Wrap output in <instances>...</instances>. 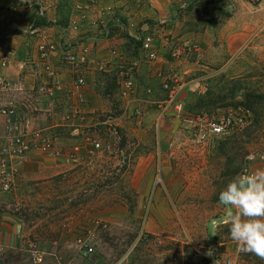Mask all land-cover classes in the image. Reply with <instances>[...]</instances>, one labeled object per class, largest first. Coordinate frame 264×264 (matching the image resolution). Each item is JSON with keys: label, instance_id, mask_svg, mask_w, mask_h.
I'll use <instances>...</instances> for the list:
<instances>
[{"label": "rangeland", "instance_id": "1", "mask_svg": "<svg viewBox=\"0 0 264 264\" xmlns=\"http://www.w3.org/2000/svg\"><path fill=\"white\" fill-rule=\"evenodd\" d=\"M193 5L192 2L189 6ZM212 6L216 7L209 4L202 10L207 20L213 19L215 13L220 14ZM179 10L177 7L173 16L166 14V18L176 20L172 31L164 27L170 22L166 18L160 21L129 15L139 26L140 20L155 25L154 30L152 25L149 29L155 41L153 60L159 58L161 72L164 63L170 69L172 66L171 71L158 74L152 106L144 100L135 103L138 89L134 75L122 69L105 71L103 66L96 69L102 76L103 85L99 88L106 104L92 111L97 118L95 125L83 122V133H73L71 118L62 122L60 127L64 129L58 136L72 138L67 148H59L43 125L28 129L20 120L17 122L19 129L39 130L54 143L48 151H31L64 157L70 162L65 170L51 177L31 180L17 176L15 161L9 190L0 185V224H8L5 220L15 224V240L11 245L21 247L22 255L29 258L28 250L44 256L51 252L60 256L63 264H70L66 257L80 252L82 243H90L93 253L82 255L88 264H209L198 250H206L214 241L226 242L231 238L230 227L225 223L229 209L219 202V193L229 180L240 175L248 156L259 158L264 154V32L258 33L256 42H246L238 53L223 60L204 56L198 60L173 58L169 50L177 43L201 46L193 37L180 40L176 36L175 32L183 27ZM116 21L114 17L109 23L113 30L109 37L116 33L114 29H119L117 32L120 31L131 54L139 51L147 56L134 44L125 26L117 27ZM59 22L66 29V41L77 26ZM97 26L102 30L101 24ZM81 40L87 39L72 43ZM89 42L93 48L96 42L91 39ZM4 44L0 42L1 46ZM1 53L0 74L4 75L7 66L1 65L3 48ZM89 58L85 67L95 65L90 52ZM167 77H174L176 82L172 84L182 87L175 105L160 117V105L166 98L162 80ZM125 78L135 85L130 96L121 94ZM145 87L149 85L144 84ZM13 106L18 114L23 109ZM72 110L73 117L79 111L83 120L88 112L82 110L76 98ZM228 115L238 123L235 125L238 128L221 137L210 135L197 121L199 117L216 120ZM46 116L40 117L46 121ZM5 125L6 120L0 117V134ZM87 133L99 140L98 149L83 142ZM259 162L255 159L251 164L257 168ZM215 220L218 223L213 232L211 223ZM156 235L162 239L161 243L152 240ZM11 249L0 250V261ZM25 261L26 258L22 264ZM234 264H264V260L252 253L239 252Z\"/></svg>", "mask_w": 264, "mask_h": 264}, {"label": "crops", "instance_id": "2", "mask_svg": "<svg viewBox=\"0 0 264 264\" xmlns=\"http://www.w3.org/2000/svg\"><path fill=\"white\" fill-rule=\"evenodd\" d=\"M89 1L0 0V42L5 43L2 46L0 45V57L3 54L1 53L2 48L5 50V54L10 53L12 56L9 64L3 70V76L9 84V89L0 92V104L12 102L17 107L23 106L21 112L19 114L17 112L18 121L20 120L28 129L36 128L38 124L43 125V129L46 130L47 134L54 137L57 146L63 149L68 147L67 144L72 142V138L69 137L68 140L66 137L58 136L59 131L64 129L60 127L63 124L62 122L67 118H71L69 121L73 126L78 123L83 124V122L95 125L97 118L92 111L101 109L106 104V100L103 98V93L100 89L103 83L100 71L96 69L94 64L86 67L81 65L79 72L82 73L86 80V85L82 88L85 96L82 110L87 109L88 112L84 114L85 119L83 121L73 117V112L70 111H73L72 101L75 102V96L74 91L73 93L70 91V87L72 88L71 90L76 92L79 89L73 87L71 83L74 76L73 69L58 59L57 52L52 54L47 64L58 72L63 82V90L57 95L58 100H51L50 97L48 99L46 93L48 79L42 68L43 63L35 64L38 55L37 44L43 40H52L54 42L61 40L63 26L59 21L69 23L70 27L77 26L76 31L68 34L70 39L68 40L72 43V41L86 38L87 40H81L82 43L77 49L81 45H88L90 55L93 57V63H97L100 60L104 64L105 71L122 69L130 73L131 76L134 75L138 89L135 103L144 100L151 106L156 97L153 94V89L157 84L158 74L171 71L172 66L170 69L164 63L161 72V64L157 63L159 58L155 61L150 60L144 53L142 54L139 51L138 54H131L130 49L124 45L125 41L121 38L120 31L117 32L119 29H114V33H116L109 37L113 32L110 29L109 36L105 37L97 25L101 24L102 29L108 27V25V28H110L112 25L110 26L109 23L113 22L115 17L117 20L115 25L117 27L125 26V30L131 36L135 35L132 31L135 33L136 30H141V33H150L151 25L153 26L152 29H155L153 23L148 24L149 20H140L141 24L139 26L133 22L134 17L129 15L137 14L138 18L149 17L162 20L166 18V14L170 13L173 16L174 10L180 7L179 11L182 14L180 19L183 27L181 31L175 32L176 36L179 35L178 39L184 40V38L193 37L201 45L204 58L220 60L238 53L243 49L246 42H256V38L259 37L258 33L264 32V0H259L258 3H252L253 0H211V4L226 12L228 16L215 13V19L210 21L202 15L203 8L209 5L207 0H133L135 2L131 3H129V0H124L125 2L115 3L114 16L110 15L113 12L109 14L100 12L95 6L89 4ZM78 2L83 3V8L80 10L75 8V3ZM192 2L194 5L189 6ZM37 3L45 7L47 18L49 19L47 22L40 20L41 18L38 16L36 8ZM103 17H105V21ZM166 19L170 22L166 23L164 27H166V31H172L176 20ZM145 27H148V30ZM86 28H88V32ZM91 29L92 32H89ZM90 39L96 42H94L93 48L89 42ZM68 40H66L67 43ZM29 52H31L30 56L28 55ZM28 58H32V60L27 62ZM139 74L142 75V78L136 77ZM144 84L149 85L148 88L145 87L147 93L144 92ZM41 109L49 112H45L46 114L41 113ZM45 115H47L46 121L40 117ZM69 163L64 157L31 151L23 158L17 160L15 166L18 177L34 180L51 177L65 170L64 168H67ZM258 165L257 168H261L260 162ZM228 213L229 211H227L226 217H228ZM9 218H11L10 215ZM215 221L211 223L213 232L218 223V221ZM5 222L8 224H0V250L13 249L9 250L10 252H6L5 256H2L0 264H22L25 258V264H63L62 258L60 256L58 258L56 254L54 255L51 252L45 256L41 255L42 260L39 263H34L29 254V258L26 255H22L21 247L11 245L15 240V224L7 220ZM219 243H221V248L226 253V256L233 258L235 261L239 256L236 242L230 238L226 242ZM26 250L24 249V252ZM30 251L28 250L27 252L29 253ZM66 258L68 260L67 263L70 264H88L86 257H82L80 252Z\"/></svg>", "mask_w": 264, "mask_h": 264}, {"label": "built area", "instance_id": "3", "mask_svg": "<svg viewBox=\"0 0 264 264\" xmlns=\"http://www.w3.org/2000/svg\"><path fill=\"white\" fill-rule=\"evenodd\" d=\"M91 5L95 6L102 13H112L114 11L115 3H120L122 0H90ZM38 16L41 20L47 22L45 7L37 3L36 4ZM75 8L80 10L83 8V3H75ZM63 26V24H61ZM65 27L63 26L62 37L58 42L52 40H43L37 44V61L36 65L43 63L42 68L47 77V87L46 93L47 97L51 100H58L57 95L60 94L63 90V82L61 77L58 75V72L47 64L48 59L52 56L54 52H57L58 59L68 65L73 69L74 76L72 80V86L79 89L78 92L75 90L70 91L73 93L76 100L79 104L85 101L84 92L82 88L86 85L85 77L81 70V65L86 64L89 61V48L86 45H79L81 41H76L74 43L65 41L64 37L66 35ZM103 36H109L110 28L106 27L101 30ZM64 39V40H63ZM134 44H137L138 49L142 52H146L149 59L153 60L156 58L155 52V41L154 37L150 33H135L133 36ZM164 43V42H163ZM165 42L164 44H166ZM170 55L174 58L184 57L192 58L193 60H198L203 56V50L201 46L195 43H177L170 47ZM12 58L10 53H7L3 56L1 60L2 67H5L9 64L10 59ZM97 69H102V63H95ZM176 79L173 77H167L162 80L163 87L166 90V98L160 105L159 116L162 117L170 107L175 105L177 94L181 89L182 85H173L172 82ZM0 89L8 90L9 84L5 80L4 76L0 74ZM135 90L134 82L130 78L123 79L121 94L122 96H130L131 93ZM77 119L79 121L83 120L79 111L77 112ZM0 116L6 120L5 130L0 134V185L3 190H9L10 178L13 171V163L21 158H23L29 151L32 149H38L43 151L50 150L54 143L47 136L44 135L39 130L37 131H23L19 129L17 122L18 116L17 112L12 104L9 102L7 104H0ZM199 124L207 129L210 135L215 137H221L225 134H229L232 130L238 128L235 125L238 124L233 120L231 115L226 117H220L216 120H207L205 118H197ZM19 123V122H18ZM73 126V124H72ZM84 125L81 123L75 124L72 128L73 133L78 135L82 132V127ZM220 128V134H216V129ZM83 142L88 145L91 149H98L100 147V142L90 134L83 135ZM258 159L261 162V168H264V154L260 155L259 158L254 157L253 155L248 156V162L242 168L240 174L246 173L251 170H255L251 164L252 160ZM224 222V221H223ZM157 243H161L160 236L156 235L152 238ZM222 245L219 242H213L211 245L206 247V250L200 249L198 253L205 257L208 260L209 264H234L233 258L226 256L224 250H222ZM80 253L83 256H89L93 253V247L90 243H82L80 246ZM30 258L34 263H39L42 260L41 254L36 250L30 251ZM176 258L174 257V260ZM176 264V263H173Z\"/></svg>", "mask_w": 264, "mask_h": 264}, {"label": "clouds", "instance_id": "4", "mask_svg": "<svg viewBox=\"0 0 264 264\" xmlns=\"http://www.w3.org/2000/svg\"><path fill=\"white\" fill-rule=\"evenodd\" d=\"M215 131L220 134L219 127ZM219 202L229 209L225 223L230 227L237 251L264 260V168L229 180L219 193Z\"/></svg>", "mask_w": 264, "mask_h": 264}, {"label": "trees", "instance_id": "5", "mask_svg": "<svg viewBox=\"0 0 264 264\" xmlns=\"http://www.w3.org/2000/svg\"><path fill=\"white\" fill-rule=\"evenodd\" d=\"M208 1V4H211V0H207ZM212 8H213V10L214 11H216V12H218L219 11V15H222V16H228V14L226 13V12H224L223 10H221L220 8H218V7H214V6H212ZM210 14H213L212 12H210ZM215 17V16H214ZM215 18H213L212 20H214ZM209 21L211 20V19H208Z\"/></svg>", "mask_w": 264, "mask_h": 264}]
</instances>
